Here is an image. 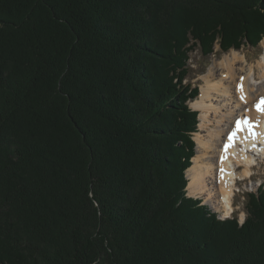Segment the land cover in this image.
Returning a JSON list of instances; mask_svg holds the SVG:
<instances>
[{
  "label": "trees",
  "instance_id": "16d2710c",
  "mask_svg": "<svg viewBox=\"0 0 264 264\" xmlns=\"http://www.w3.org/2000/svg\"><path fill=\"white\" fill-rule=\"evenodd\" d=\"M263 37L264 0H0V264H264V186L241 222L185 176L189 53Z\"/></svg>",
  "mask_w": 264,
  "mask_h": 264
},
{
  "label": "bare ground",
  "instance_id": "6f19581e",
  "mask_svg": "<svg viewBox=\"0 0 264 264\" xmlns=\"http://www.w3.org/2000/svg\"><path fill=\"white\" fill-rule=\"evenodd\" d=\"M231 54L226 64L218 62L208 69V81L205 82L202 96L207 104L199 107L195 105L194 100L192 101L193 109L199 110V121H197L199 128L211 129L208 126L212 123L214 125V128H212L214 132L208 130L204 138L198 137V141L195 140V142L201 154L208 157L204 158L203 164L207 168L215 165L216 170L203 169L201 166L202 161L199 155L195 153L192 164L187 170L189 180L186 177L189 181L187 185L190 195L196 196L204 194L206 187L204 182L207 179L211 181L212 193L210 198L214 208L223 211L225 217L233 211L232 198L236 187L235 179L249 176L252 173L251 165L255 164V159L262 158V161H264V112L257 111L254 108L259 96H264V89L253 90V85L264 81V59L262 64L259 62L263 69L260 73L261 79L257 81L253 66L250 65L248 69L244 66L245 55L243 53L239 55L235 49H232ZM235 61L237 62L235 63ZM215 68L221 71L227 69L220 81L213 80ZM241 77H243V81H241ZM241 83L243 84V92L238 88ZM232 84H234L233 87ZM218 95L221 98L219 100L221 104L215 106L211 98ZM242 95L243 100L241 99ZM242 112L249 114L252 118L250 131L249 127H245L242 131L236 132L233 138L234 142L231 143L228 140L229 135L236 130L233 119ZM196 133H199V131L194 134ZM251 133H255L254 138ZM226 144H230L227 150H225ZM217 147H219V152ZM239 165L242 166L241 169L243 168V170L237 176L235 170Z\"/></svg>",
  "mask_w": 264,
  "mask_h": 264
},
{
  "label": "rangeland",
  "instance_id": "374dc122",
  "mask_svg": "<svg viewBox=\"0 0 264 264\" xmlns=\"http://www.w3.org/2000/svg\"><path fill=\"white\" fill-rule=\"evenodd\" d=\"M218 40V39H216ZM231 51L232 49L224 52L220 49L219 43L217 42V44L214 46V50L211 54H209L208 56H203L200 53V50L198 48H196L195 50L191 51L189 53V59H188V64L190 66V70L188 72V75L185 79V81L187 83H190L192 86H196L198 88V92H197V96L194 99V103L197 106H201V105H206L207 103L204 102L203 99V91L205 89V82L208 81V69L209 67H213L215 63L218 62H223V63H227L228 62V58L231 57ZM237 53L239 55H242L241 53H243L245 55L246 60L243 61L244 66H246V68L248 69V67L250 65L253 66L254 68V73H255V79L258 81L261 79L260 73L262 72L261 69L262 66L259 65V62L262 64L263 63V59H264V37L261 39V41L258 43V46L253 48L250 45H248L246 42H244L243 40V45L241 46V48H239L237 50ZM231 54V55H230ZM239 60V59H238ZM237 60V61H238ZM235 61V63L237 62ZM239 64V63H238ZM227 72V69L221 71L220 69L217 70V68H215V75H213V80H221L222 77L224 76V74ZM234 74V72H233ZM264 78V77H263ZM234 84H232L233 87ZM235 88V86H234ZM260 89H264V81L260 84L257 85H253V90H260ZM233 90V88H232ZM212 103L215 106H219L221 104V98H219L218 96H212ZM216 99V101H215ZM189 106L191 108L192 107V101L189 102ZM199 111V110H198ZM244 112L238 114L237 116L242 115ZM199 117V115H198ZM234 121V119H233ZM212 125V126H211ZM211 129H208L206 127L204 128H199L198 125V130L199 133L196 134H192V138L194 139V143H195V153L199 155L202 163L201 166L203 169H209V170H216V166L213 165L210 168H207L204 164H203V160L204 158H208L207 156H204L203 154H201L200 149L198 147H196V141H198V137H205L204 135L207 134L208 130H211V132H214V125L213 123L210 124L208 126ZM204 130V131H203ZM194 135V137H193ZM222 148V146H221ZM217 151L219 152V147H217ZM193 158V157H192ZM257 159H255V162L257 163L255 166H253L252 168V174L251 177L249 176H244L241 182H239V184H236V187L234 189V195H233V210L230 214H228V216H232V215H236L238 216L239 220L242 221L245 219L246 217V210H245V203L248 200V193L250 191H257L258 188L262 185L264 186V161H262L263 159L260 158L256 161ZM192 162V159H191ZM190 162V163H191ZM190 166H188L189 168ZM188 168L185 170V176L187 177V170ZM241 169V168H240ZM238 169L237 171L235 170V174L238 176L242 173L243 168L240 170ZM213 172V171H212ZM246 177V178H245ZM188 178V177H187ZM189 180V178H188ZM189 182V181H188ZM211 181H209V179H207L204 184H205V191L204 194L202 195H190L189 191H188V185L186 186V195L188 197H193V198H197L199 200H201V202L203 204H205L209 210L215 212L218 214V216L220 218H224V213L221 210H217L216 208H214V204L212 203V200L210 198V194L212 193L211 191Z\"/></svg>",
  "mask_w": 264,
  "mask_h": 264
},
{
  "label": "snow or ice",
  "instance_id": "6c2138e0",
  "mask_svg": "<svg viewBox=\"0 0 264 264\" xmlns=\"http://www.w3.org/2000/svg\"><path fill=\"white\" fill-rule=\"evenodd\" d=\"M241 81H243V77H241ZM239 90L241 92H243V84L241 83V85L238 86ZM243 95L241 96V99L243 100ZM257 111L260 112H264V98H261L260 102L257 103L256 105ZM245 127H249V131H250V126H249V121L247 119H244L243 121L238 120L236 122V130L229 135V141L231 142L234 138V136L236 135V132L238 131H242ZM251 135L253 136V138L255 137V133H251ZM230 146V144H226L225 145V150H227V148ZM223 159V157H222ZM223 171V170H221Z\"/></svg>",
  "mask_w": 264,
  "mask_h": 264
}]
</instances>
